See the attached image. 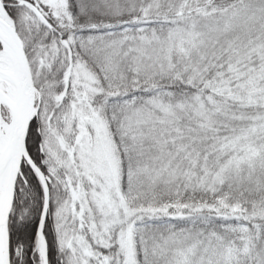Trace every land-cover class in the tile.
<instances>
[{
  "label": "snow or ice",
  "instance_id": "snow-or-ice-1",
  "mask_svg": "<svg viewBox=\"0 0 264 264\" xmlns=\"http://www.w3.org/2000/svg\"><path fill=\"white\" fill-rule=\"evenodd\" d=\"M0 264H264V0H0Z\"/></svg>",
  "mask_w": 264,
  "mask_h": 264
}]
</instances>
